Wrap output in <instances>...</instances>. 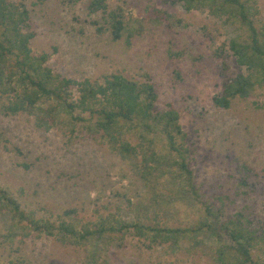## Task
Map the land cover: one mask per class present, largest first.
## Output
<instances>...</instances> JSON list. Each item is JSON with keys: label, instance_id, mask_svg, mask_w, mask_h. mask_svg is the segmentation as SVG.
<instances>
[{"label": "rangeland", "instance_id": "1", "mask_svg": "<svg viewBox=\"0 0 264 264\" xmlns=\"http://www.w3.org/2000/svg\"><path fill=\"white\" fill-rule=\"evenodd\" d=\"M13 1L29 12L32 54L46 53V65L53 72L76 80L103 81L107 75L120 74L152 82L156 109L172 103L179 111L192 171L189 180L167 184L183 193L180 198L159 191L162 196L156 203L170 205L155 208L153 194L137 176L135 165L85 130L88 123L73 127L62 116L46 131L38 129L27 113H0V186L25 212L51 221L62 218L83 224L138 217L184 228L194 225L207 209L219 211L226 220L246 208L264 221V85L248 99H235L229 109L216 107L212 100L229 78L245 72L228 50L229 39L237 34L232 25L207 11H185L181 4L110 0L109 9L121 6L129 18L128 45L126 34L118 41L109 33L98 34L90 21L102 22L101 12L89 13L91 0ZM257 9V24L264 27V0H257ZM156 10L161 19H156ZM222 45L224 55L215 56ZM154 148L158 154L166 153L160 138ZM243 177L255 186L241 185ZM198 237L201 242L196 246L189 240L180 247H148L147 241L130 235L79 247L21 229L10 213H2L0 264H87L92 254L95 264H211L217 242H229L221 234Z\"/></svg>", "mask_w": 264, "mask_h": 264}, {"label": "trees", "instance_id": "2", "mask_svg": "<svg viewBox=\"0 0 264 264\" xmlns=\"http://www.w3.org/2000/svg\"><path fill=\"white\" fill-rule=\"evenodd\" d=\"M109 1H90L89 13L101 12L102 21L90 22L96 26L98 34L109 33L112 41H118L126 34L130 45L129 18L121 6L109 9ZM161 1L170 5L181 4L188 12L207 11L237 31L228 41V50L245 72L229 78L222 91L212 97L216 107L229 109L235 99H248L257 87L264 85V27L257 24V0ZM155 14L156 19H161L159 11L156 10ZM30 28L29 12L23 4L0 0V113L5 116L27 113L34 117L38 129L46 131L55 127L63 117L69 119L73 127L88 123L83 126L85 130L100 136L135 165L137 176L153 194L151 206L163 209L170 205L168 201L156 203L162 190L180 198L183 193L167 184L179 185L184 179L189 180L192 171L188 135L173 104L167 103L163 110L156 109L158 96L149 81H136L120 74L107 75L103 81L76 80L53 72L46 65V53L32 54L30 40L34 32ZM224 51L225 45H222L214 55L222 57ZM159 138L165 154H158L154 148ZM15 150L20 152L17 147ZM239 183L255 186L245 177L239 178ZM2 213H10L21 229L79 247L93 241L123 240L130 235L147 241L148 247H180L189 240L196 246L201 242L198 236L218 237L221 234L227 236L229 242H217L211 264H264V221L246 208L226 220H221L219 211L207 209L194 225L184 228L150 223L138 217L132 221L107 217L82 224L62 218L57 221L37 218L35 212H25L17 198L0 186ZM65 213L68 215L69 212ZM144 218L148 220L147 216ZM95 263L92 254L87 264Z\"/></svg>", "mask_w": 264, "mask_h": 264}]
</instances>
